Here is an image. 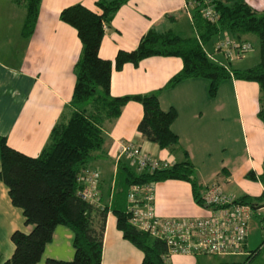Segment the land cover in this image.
Returning a JSON list of instances; mask_svg holds the SVG:
<instances>
[{
    "label": "crops",
    "instance_id": "crops-1",
    "mask_svg": "<svg viewBox=\"0 0 264 264\" xmlns=\"http://www.w3.org/2000/svg\"><path fill=\"white\" fill-rule=\"evenodd\" d=\"M95 2L41 0L35 30L29 37H23L20 31L24 9L11 0H0V135L6 137L11 147L37 155L48 143L52 126L61 115L68 114L75 82L74 64L80 57L82 45L75 28L60 20L59 13L74 3L98 11ZM246 2L257 11H264V0ZM191 7L187 0H129L105 25L99 56L113 60L118 50L135 48L151 28L194 35ZM249 36H245L246 40ZM215 43L208 48L205 44V51L226 63ZM258 59L259 52L255 54V64ZM233 63L237 65L235 68L254 65L247 54ZM181 67L182 60L175 56H150L137 64L125 63L119 70L112 69L110 93L122 96L155 91ZM208 86L207 79L188 78L159 93L160 107L163 110L173 107L177 112L171 124L181 147L176 153L159 148L138 132L137 124L143 114L139 102H127L118 117L106 121L103 125L106 141L93 163L100 175V192L112 187L117 161L127 160L126 156H119L122 141L133 142L152 158L170 165L184 160L183 150L186 151L202 184V192L208 183L216 181L226 192L232 191L225 187L233 183L243 189V195H261L264 182L245 176L249 170L258 176L264 169V125L257 117L259 86L254 81L228 78L220 82L213 97L208 94ZM153 205L156 215L161 217L201 216L211 211L194 201L188 182L178 179L154 183ZM258 208L262 207L255 208L249 224L257 216ZM257 219L260 222V217ZM30 229L22 209L11 203L8 188L0 178L2 260L13 253L12 232H29ZM72 240L73 233L67 226L56 225L51 241L36 264H47L48 258L72 259ZM246 242L248 249L249 230ZM202 256L205 255L174 254L168 264H196L199 259L206 261ZM142 257L141 250L117 228L116 216L108 212L101 264H141Z\"/></svg>",
    "mask_w": 264,
    "mask_h": 264
},
{
    "label": "trees",
    "instance_id": "trees-1",
    "mask_svg": "<svg viewBox=\"0 0 264 264\" xmlns=\"http://www.w3.org/2000/svg\"><path fill=\"white\" fill-rule=\"evenodd\" d=\"M11 1L24 9L20 33L29 37L35 30L41 0ZM128 1L96 0L98 11L82 3H74L59 13L60 20L75 28L82 45L80 57L74 64L75 82L69 112L61 115L52 126L48 143L35 156L11 147L6 137L0 135V178L8 188L11 203L22 209L25 223L31 226L29 232H12L13 253L5 260L0 258V264H36L58 224L72 231L74 255L70 260L48 258L47 264H101L108 212L116 216V226L123 237L143 253L141 264L169 263L164 259L167 251L164 241L129 222L127 193L133 185L154 184L166 179L184 180L191 185L194 201L204 206L202 184L186 151L183 150L184 160L151 172L138 173L128 160L119 159L112 187L100 192L98 185L97 202L84 200L80 194L82 185L78 176L81 169L93 168L104 147V123L118 117L127 102L136 101L142 106L138 132L171 153L181 149L179 138L171 129L177 112L173 107L167 110L160 107L159 93L188 78L207 79L211 97L215 96L224 79L256 82L259 86L257 117L264 125V11H257L246 0H209L218 13L216 22H210L201 12L206 0H187L192 5L194 35H182L171 29L159 32L151 28L135 48L118 50L113 60L102 58L98 49L105 25ZM223 32L239 41L246 40L247 35H255L258 62L247 68H235L231 62L223 64L211 59L204 45ZM150 56L179 57L182 67L160 89L113 96L110 93L112 69L119 70L125 63L137 64ZM245 176L264 182V169L258 176L253 170ZM235 201L256 208L263 202V196L244 194ZM256 251L252 250L247 260Z\"/></svg>",
    "mask_w": 264,
    "mask_h": 264
},
{
    "label": "built area",
    "instance_id": "built-area-1",
    "mask_svg": "<svg viewBox=\"0 0 264 264\" xmlns=\"http://www.w3.org/2000/svg\"><path fill=\"white\" fill-rule=\"evenodd\" d=\"M202 15L210 22H216L218 13L209 0L204 1ZM251 45L247 41L232 38L222 33L215 48L223 55L227 64L242 58ZM208 56L222 63L211 53ZM126 156L129 165L138 173L168 168L167 161L154 159L135 143L119 142V156ZM100 175L93 168L81 169L78 181L82 188L80 194L84 200L97 202V188ZM153 183L133 185L127 193V212L129 222L152 237L164 241L166 254L164 259L174 254L182 255H251L247 249L249 220L255 208L249 204L239 203L235 198L225 194L219 183H208L203 191V202L211 211L206 215L190 217H161L156 215L153 205ZM261 195L264 202V186ZM257 214V212H256ZM259 227L264 235V216L260 213Z\"/></svg>",
    "mask_w": 264,
    "mask_h": 264
},
{
    "label": "rangeland",
    "instance_id": "rangeland-1",
    "mask_svg": "<svg viewBox=\"0 0 264 264\" xmlns=\"http://www.w3.org/2000/svg\"><path fill=\"white\" fill-rule=\"evenodd\" d=\"M219 38H222V34H218L217 36H214L211 38V40L209 41V43L207 42L206 46L207 48L209 46H211L214 42L217 43V41L219 40ZM250 43L251 47L250 49L247 51V57L249 58V60H251L252 63L255 64V54L258 55V40L256 38L255 35L250 34L249 36V40H244ZM215 43V45H216ZM245 54V55H246ZM251 57V58H250ZM241 59V58H240ZM254 60V61H253ZM234 62V61H233ZM232 67H237L236 63H233ZM223 185L220 184V187L222 189V191L225 194L234 196V197H239L241 195H243L244 191L243 189H241L239 186H236V184H231L230 187H225L227 189H230L232 191H225L222 188ZM224 187V186H223ZM263 202L260 203V205ZM257 214L258 212L262 215H264V207L262 208H258L256 210ZM258 219L257 216L253 217L250 224H249V244H248V250H256V253L247 260V256H227V255H205L202 256L203 258H205L206 261L203 260H196V264H264V235L261 232V229L259 227L258 224ZM247 260V261H246ZM245 261V263H244Z\"/></svg>",
    "mask_w": 264,
    "mask_h": 264
},
{
    "label": "water",
    "instance_id": "water-1",
    "mask_svg": "<svg viewBox=\"0 0 264 264\" xmlns=\"http://www.w3.org/2000/svg\"><path fill=\"white\" fill-rule=\"evenodd\" d=\"M259 207H264V202L261 205H259Z\"/></svg>",
    "mask_w": 264,
    "mask_h": 264
}]
</instances>
